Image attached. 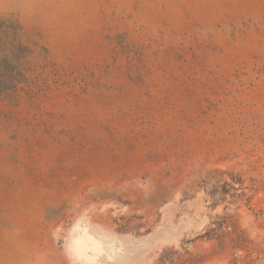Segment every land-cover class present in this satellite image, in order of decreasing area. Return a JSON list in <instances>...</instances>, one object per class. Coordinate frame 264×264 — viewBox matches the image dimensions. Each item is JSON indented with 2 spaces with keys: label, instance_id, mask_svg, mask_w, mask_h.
<instances>
[{
  "label": "rangeland",
  "instance_id": "374dc122",
  "mask_svg": "<svg viewBox=\"0 0 264 264\" xmlns=\"http://www.w3.org/2000/svg\"><path fill=\"white\" fill-rule=\"evenodd\" d=\"M178 261L264 264V0H0V264Z\"/></svg>",
  "mask_w": 264,
  "mask_h": 264
},
{
  "label": "trees",
  "instance_id": "16d2710c",
  "mask_svg": "<svg viewBox=\"0 0 264 264\" xmlns=\"http://www.w3.org/2000/svg\"><path fill=\"white\" fill-rule=\"evenodd\" d=\"M12 82H14L15 81V79L12 77V79H10ZM12 89H15L16 88V84L15 85H13V83H12ZM175 264H182V261H178L177 263H175Z\"/></svg>",
  "mask_w": 264,
  "mask_h": 264
},
{
  "label": "bare ground",
  "instance_id": "6f19581e",
  "mask_svg": "<svg viewBox=\"0 0 264 264\" xmlns=\"http://www.w3.org/2000/svg\"><path fill=\"white\" fill-rule=\"evenodd\" d=\"M83 243V242H82ZM93 245V244H92ZM99 246V245H98ZM96 248V247H95ZM100 249V248H99Z\"/></svg>",
  "mask_w": 264,
  "mask_h": 264
}]
</instances>
